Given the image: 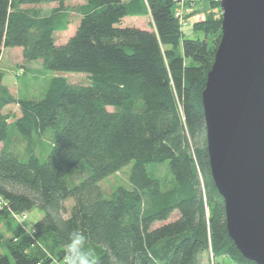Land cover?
I'll list each match as a JSON object with an SVG mask.
<instances>
[{
	"label": "trees",
	"instance_id": "16d2710c",
	"mask_svg": "<svg viewBox=\"0 0 264 264\" xmlns=\"http://www.w3.org/2000/svg\"><path fill=\"white\" fill-rule=\"evenodd\" d=\"M220 4L206 0L205 21L193 25L204 37L191 39L174 0H0V58L22 49L45 70L87 77L57 75L35 101L15 97L0 70V221L43 213L29 230L15 225L0 264H65L73 233L96 264H203L210 250L256 264L229 236L208 151L202 95L221 40ZM71 15L78 27L58 42ZM145 16L148 28L123 26ZM11 105L19 116L5 113ZM11 125L29 143L50 130L47 158L33 151L21 160ZM166 162L174 180L163 187L147 167ZM127 167L130 187L107 195L101 183Z\"/></svg>",
	"mask_w": 264,
	"mask_h": 264
},
{
	"label": "water",
	"instance_id": "95a60500",
	"mask_svg": "<svg viewBox=\"0 0 264 264\" xmlns=\"http://www.w3.org/2000/svg\"><path fill=\"white\" fill-rule=\"evenodd\" d=\"M222 34L203 92L211 172L227 230L264 264V0H221Z\"/></svg>",
	"mask_w": 264,
	"mask_h": 264
},
{
	"label": "rangeland",
	"instance_id": "374dc122",
	"mask_svg": "<svg viewBox=\"0 0 264 264\" xmlns=\"http://www.w3.org/2000/svg\"><path fill=\"white\" fill-rule=\"evenodd\" d=\"M199 3V6L193 4L194 2ZM72 4V3H71ZM69 3V5H71ZM74 4V3H73ZM57 7V4L43 5L42 8L50 12ZM185 7L191 12L189 13V25L183 30L188 38L196 39L203 38V32L197 31L194 23H202L206 19V13L204 7L211 8V6L206 5V0H192L187 2ZM222 13V12H221ZM188 14V15H189ZM71 24L65 31L58 32L56 34V39L58 42L66 41L69 36L73 35L76 27H78L77 16L71 15ZM150 25V17H127L123 21V26L126 27H138V28H148ZM0 70L4 74V85L8 90L17 98L29 99L39 101L44 98L52 78L57 75L67 77L72 83H82L86 84L87 77L84 73H61L57 74L53 71H48L43 68L41 61H35L29 63L24 60L23 52L20 49H6L2 51L0 58ZM18 73V74H17ZM18 106L11 108L10 113H17ZM15 135L13 138L12 148H15V152L19 155L21 160H26L27 154L30 152H35L41 160H45L52 149V133L50 130L47 131L45 136L40 139H35L32 143L23 141L22 137L18 132H16L13 125L10 126V136ZM15 142V143H14ZM1 148V146H0ZM149 175L157 178L162 183L163 187L170 186L173 183V176L170 171L169 162L163 164H151L148 165ZM131 167H127L121 172L109 177L101 183L102 190L110 195L114 190L119 187H130V170ZM84 175L82 170L74 173L71 177L72 182H77L80 177ZM73 204V200L67 203L68 208ZM28 219L23 220V218L14 217L12 220L6 222L0 221V256L8 254L7 246L12 241L14 236L15 225H23L26 229L32 228L38 221L43 218V213L35 208L30 212H27ZM177 214L174 215L171 220L176 218ZM161 224H158L159 226ZM206 258L208 256L206 255ZM215 264H236L233 260L228 257H217L213 262ZM210 264L212 263L211 254L209 259Z\"/></svg>",
	"mask_w": 264,
	"mask_h": 264
},
{
	"label": "clouds",
	"instance_id": "9594fccd",
	"mask_svg": "<svg viewBox=\"0 0 264 264\" xmlns=\"http://www.w3.org/2000/svg\"><path fill=\"white\" fill-rule=\"evenodd\" d=\"M84 239L79 233L71 235L70 244L65 253V264H96L92 253L83 247Z\"/></svg>",
	"mask_w": 264,
	"mask_h": 264
},
{
	"label": "built area",
	"instance_id": "2783aa9c",
	"mask_svg": "<svg viewBox=\"0 0 264 264\" xmlns=\"http://www.w3.org/2000/svg\"><path fill=\"white\" fill-rule=\"evenodd\" d=\"M188 1L191 2L192 0H174V2H176L175 15L180 22V26H181L182 30H184L185 27H187L189 25V20L186 19V15H188L191 11L185 7V5ZM17 218H20V217L17 216ZM21 218H23V220H25L28 218V216L22 215ZM210 254H211L212 264H214L213 254H212L211 250H210Z\"/></svg>",
	"mask_w": 264,
	"mask_h": 264
},
{
	"label": "crops",
	"instance_id": "0c3cea01",
	"mask_svg": "<svg viewBox=\"0 0 264 264\" xmlns=\"http://www.w3.org/2000/svg\"><path fill=\"white\" fill-rule=\"evenodd\" d=\"M124 1H129V0H124ZM145 18H147V16H145ZM77 25H78V24H77ZM76 29H77V27H76ZM75 31H76V30H75ZM74 33H75V32H74ZM70 36H71V35H70ZM70 36H69V37H70ZM20 50H22V49H20ZM14 106H18V105H11V106L7 107V108L5 109V113H10L11 108L14 107ZM18 108H19V107H18ZM13 114L19 116V115H20V110L18 109V112H17V113H13ZM206 255L208 256V258H206ZM209 259H210V252H207V253H205L204 256H203V264H210ZM213 260H215V259H213ZM214 264H215V261H214Z\"/></svg>",
	"mask_w": 264,
	"mask_h": 264
}]
</instances>
